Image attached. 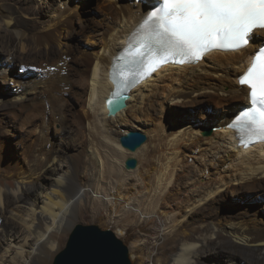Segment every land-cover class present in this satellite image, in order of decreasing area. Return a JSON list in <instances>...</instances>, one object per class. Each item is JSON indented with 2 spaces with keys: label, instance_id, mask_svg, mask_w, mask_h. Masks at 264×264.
Here are the masks:
<instances>
[{
  "label": "bare ground",
  "instance_id": "1",
  "mask_svg": "<svg viewBox=\"0 0 264 264\" xmlns=\"http://www.w3.org/2000/svg\"><path fill=\"white\" fill-rule=\"evenodd\" d=\"M36 1L0 0V19L7 26L0 24V40L15 47L7 53L0 49L7 73L14 70L19 53L43 58L36 59L37 64H22L28 68L25 76L29 75V81L14 92L21 99L12 107L2 104L0 108L13 116L17 129L27 132L21 134L17 158L0 142V264L53 261L62 251L66 233L77 225V211L88 192L95 204L101 202L107 208L108 220L116 218L122 208L143 222H158L155 244L144 239L132 244L131 259L139 264H264V214L258 210L227 214L221 202L227 189L264 192V143L247 148L244 138L230 127L250 107V90L240 84L239 77L263 45L264 30H256L250 44L240 51H210L197 63L165 64L130 89L127 107L110 116L106 101L115 92L116 59L159 0H110L116 16L101 32L104 42L81 56L76 68L53 44L56 35L62 43L63 30L78 15L73 8L76 0H58L56 10L55 0H43L45 9L34 7ZM58 8L65 15L60 13L56 21L46 23L34 17L47 16L48 10L56 15ZM14 13L19 16L14 18ZM91 22L81 19L79 25L88 29ZM13 26L37 30L30 47L24 30L16 28V32ZM64 66H68L70 77L62 74ZM11 74L2 76L11 83ZM74 75L78 80L72 81ZM32 82L38 99L35 103L23 97L28 92L25 85ZM43 83L46 88L40 89ZM76 85L84 91V106L82 112L73 114L70 124L72 111L66 95L73 94ZM63 88L71 93H63ZM166 101L184 109L210 103L217 108L205 117L208 123L188 116L189 122L177 127L169 118ZM210 109L201 111L205 114ZM75 125L87 144L68 142ZM130 126L147 133L150 143L133 153L135 157L146 152V165L140 161L136 170L124 171L132 154L116 137L133 131ZM210 128L214 132L204 136ZM54 129L61 139L55 138ZM85 153L95 170L88 171L99 181L97 191L85 187L79 176ZM130 173L138 174L133 184ZM111 175L119 181H109ZM208 211L222 213L223 219ZM116 234L127 235L126 227ZM161 238L164 243L158 245ZM173 242L174 251L166 254V246Z\"/></svg>",
  "mask_w": 264,
  "mask_h": 264
},
{
  "label": "rangeland",
  "instance_id": "2",
  "mask_svg": "<svg viewBox=\"0 0 264 264\" xmlns=\"http://www.w3.org/2000/svg\"><path fill=\"white\" fill-rule=\"evenodd\" d=\"M42 2H44V1L43 0L36 1L34 3V7L45 9V5ZM52 2L56 5V6H54V8L56 10L57 4H59L58 0L57 1L55 0ZM108 3H109V5H108ZM48 6L52 7L51 5H48ZM112 6L113 5H112L110 0H76L74 2L73 8H75L74 10H76V12L78 13V15L75 18L76 20L73 19L72 25H70L69 28L67 27V29L65 28L63 30L62 43L60 42L58 35H56V40L53 42L54 46L56 47V50L58 51V54L67 57V61H66L67 63H69L70 65L71 64L74 65L75 68L79 67V65L76 62L78 60H80L81 56L88 54V52L89 53L93 52L95 49H97L99 47L98 45L103 44L102 42H104V39L101 35V32H103L104 28L109 23V21L111 19H113L112 17L116 16L115 12L112 10ZM61 12H63V10L59 11V8H58V12L56 15H55L54 10H51V11L48 10L47 16L41 17L40 15L37 14L38 16L34 15V17H38L41 19L43 18L44 20H47L46 23L49 21L53 22V21H56V19L59 17V15L63 14ZM52 13H53V15H52ZM63 15H65V13ZM12 16L14 18L15 17L17 18L19 15L17 13H14ZM56 16H57V18H56ZM22 19L27 20L24 17H22ZM64 19H66V18H64ZM79 19L80 20L81 19H90V21H92L90 24V27L88 29L81 28L79 25V23H80ZM10 22H13V21H10ZM27 22H29V21H27ZM0 24H3L2 28H7V26L5 25V22H3L2 19H0ZM16 28H17V30L21 29L20 31H22V29L24 30V34L27 35L25 42L30 47L32 45V37L34 36V34L37 30L33 31L32 29H30L28 27L27 28H25V27L20 28L19 26H17ZM16 28H15V26H13V29L16 32H18L16 30ZM92 42L97 43V45H94ZM262 42L264 43V39ZM6 44H7L6 42H3L0 40V49L3 50V52L6 51V53H7V52L11 51L13 48H15V47H13V45L10 46V45H6ZM17 44H18V42H15L14 46ZM61 47H63V50ZM67 50H69L70 53H68V55L66 56ZM45 51H46V49H45ZM18 55L20 57H19L18 61H16V65H15L14 70L13 71L11 70L12 72L8 71V73H7V70H9V68L7 67V64L4 61L5 60V54L4 55L2 54L0 56V97H2V101L0 102V108H1V106L3 107V105H5L6 107H12L13 105L18 103L17 100L19 98L21 99V97H19V98L17 97L18 93H14V92L16 91L17 87H20L22 85V83H26V81H29V77H28L29 75L25 76V73L28 70V68H26V70H25L23 65H25L27 63L30 65L37 64L36 59H39L40 61L43 60L42 57H39L37 54H34V53L32 55L19 53ZM66 62H63V65ZM23 63H25V64H23ZM33 68H36V67H33ZM67 68H68V66H67ZM67 68L66 67L64 68V71H62V74L64 76L70 77V72H69L70 70H67ZM45 70H44V72H46ZM30 72H33L32 67H31ZM39 72H40V70H39ZM2 74H3V76H7V75L11 74L10 77H13L14 80H12V82L9 83V81L6 80V78H4L2 76ZM1 78H3V79H1ZM77 78L78 77H76V75L71 77L72 81H73V79L78 80ZM28 85H25V87L27 88L26 90L28 91V92L27 91L26 92L28 94L26 93V95L23 97L24 98L27 97V98H25V100L28 99L27 102L35 103L38 100L37 98H35V94L33 93V91H34L33 89L35 88L34 87L35 82L29 83ZM40 85L38 86V87H40V89L46 88L44 83L41 86ZM79 87H80L79 85H76V87L73 88V94L66 95V97L69 100V106H70L71 111H72V112L70 111L71 115H69L70 117H68V123H70V124L74 120L73 114L75 112L79 113L80 110L82 112V108L84 106L83 101L85 98V94H84L83 89L81 87L80 88ZM9 88L12 89V91H10ZM66 90H68V91H66ZM62 92L63 93H71V91L68 88L65 90L63 88ZM75 94H76V96H75ZM165 103H166L165 104L166 108H168L169 118L173 121V123L177 127L183 126L186 123H188L190 120V119H187L188 116L196 117L197 120L199 121V123H208L209 119L208 118L205 119V117L210 116L213 113L212 109L217 108L215 106V104L210 103L209 106L211 107V109L209 110L208 113L206 112L205 114H203V112L201 110H207L209 107L205 104L198 106V107H191L188 109H184V108L178 107L176 105H171L170 102H167V101ZM7 111H8L7 109L6 110L3 109L0 111V140H1L0 142L2 144H6L8 147L7 151L11 155L13 154V156L15 158H17L19 153H20V149H21L20 148L21 134L25 135V134H27V132L23 133L15 127V123H14L15 120L13 119V116L5 115V113H7ZM184 111H186V112H184ZM57 118L59 119L60 117L58 116ZM73 128H74L73 129L74 132L69 134L70 136H68V142L69 143L71 142V144H73V145L79 144L82 142L87 144L88 141L83 136L80 128H78L76 125ZM128 129L135 130L137 128L130 126V127H128ZM210 129H212V128H210ZM212 130L214 132V129H212ZM142 132L145 133L144 131H142ZM204 132H203V135H204ZM54 133H55V135H54L55 138H58L57 140L61 139V133L60 132L58 133L56 131V129H54ZM145 134L148 136V142L147 143L149 144L150 143V141H149L150 137L147 133H145ZM75 138H77V139H75ZM116 138L120 139L119 137H116ZM131 154L133 156V153H131ZM86 155H87V153H85L84 157H83V161L84 160L85 161L82 162L83 164L81 163V165L79 167V171H80L79 176H81L80 179L83 180L82 182L84 183L85 187H90V188H93L94 190L97 191L99 181L97 182L96 180H98V178L95 176L92 177L91 176L92 173L90 171H88L89 169L94 170V168L90 166V158H88V155L86 157ZM135 158H137L139 162L141 161L142 163H144L143 164L144 166L146 165V162H145L146 152L139 153L137 156H135ZM87 159H89V160H87ZM190 162H192V159H190ZM144 166H142V167H144ZM124 168H125V166H124ZM124 171H128V170H126V168H125ZM132 171H134V170H132ZM132 171H129V172H132ZM93 172H95V170ZM133 174L136 176H134ZM133 174L130 173V175H131L130 176L131 178L129 180L130 184L135 183L134 180L137 179V176H138V174H136V173H133ZM117 177L118 176L111 175V177H110L111 179L110 178H108V179H110L109 181L112 180V182L116 183L120 179L119 177L118 178ZM140 187H137V191H136L135 196H137V192H138ZM141 189H143V188L141 187ZM231 190L227 189L224 192V196L221 198L222 199L221 202L223 204L222 208L226 211L227 214L235 215V213H236V215H242V214L244 215V213L250 214V213L254 212L255 210H258L259 213L261 212L260 214H264V192L263 191L262 192L259 191V192L253 194L248 190L243 191V192H235L234 189L232 191ZM138 194H140V193H138ZM120 209H121V211H120ZM118 211H119V213H118L116 218L108 220L107 219V212H108L107 208L105 209L104 205H102L101 202H97V204H95V202L91 199L90 193L88 192L86 194V197H84V202L81 204L80 208L77 211V224L97 225L103 230H111V231H114L115 233H116V231H119V229H121V228L123 229L124 227H126L127 235L120 236V238L129 247L130 253H131L132 244L136 241L144 239V240H149L150 244L156 243V241H154L155 239H154L153 235L156 232V229L158 227L157 221L146 223V222H143V220H140L139 216H137V215L135 216V213H131L132 211L131 212L130 211L125 212V211H123L122 208H118ZM208 212L216 215L219 219H221V218L223 219L222 213L220 215L219 213H215L213 211H208ZM121 214H123V215H121ZM225 214H224V216H225ZM119 215H120V218H119ZM131 222H133V223H131ZM71 231L72 230H69V232L66 233V235L64 237V241L62 243L61 250H64L66 248L67 243H68L69 238H70V235H71ZM161 239L157 243L158 245H162L164 243V239H162V240ZM174 245H175V243L173 242L171 245L173 249L171 248V246H166V248H167L166 254L172 253L174 251V249H175L173 247ZM57 256H58V254H57ZM56 257L53 261H49V262L42 263V264H54ZM33 263L41 264V261L39 259H37L36 261H33L32 264ZM132 263L133 264H139L133 260H132Z\"/></svg>",
  "mask_w": 264,
  "mask_h": 264
},
{
  "label": "snow or ice",
  "instance_id": "3",
  "mask_svg": "<svg viewBox=\"0 0 264 264\" xmlns=\"http://www.w3.org/2000/svg\"><path fill=\"white\" fill-rule=\"evenodd\" d=\"M256 29H264V0H159L129 43L138 42V57L155 71L168 62L197 63L213 50L240 51ZM239 82L250 90V107L230 127L242 139L264 141V47Z\"/></svg>",
  "mask_w": 264,
  "mask_h": 264
},
{
  "label": "water",
  "instance_id": "4",
  "mask_svg": "<svg viewBox=\"0 0 264 264\" xmlns=\"http://www.w3.org/2000/svg\"><path fill=\"white\" fill-rule=\"evenodd\" d=\"M129 95L110 96L106 105L110 116L117 115L127 107ZM112 101V103H110ZM207 129L204 136H210ZM148 142V136L140 130L130 131L120 138L122 147L136 153ZM139 161L129 157L125 162L127 170H136ZM54 264H133L130 249L126 243L111 230H103L97 225L77 224L71 231L67 246L56 257Z\"/></svg>",
  "mask_w": 264,
  "mask_h": 264
}]
</instances>
